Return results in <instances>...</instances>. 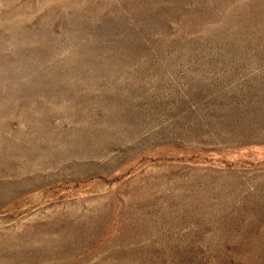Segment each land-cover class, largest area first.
Masks as SVG:
<instances>
[{"label":"rangeland","instance_id":"374dc122","mask_svg":"<svg viewBox=\"0 0 264 264\" xmlns=\"http://www.w3.org/2000/svg\"><path fill=\"white\" fill-rule=\"evenodd\" d=\"M0 264H264V0H0Z\"/></svg>","mask_w":264,"mask_h":264}]
</instances>
